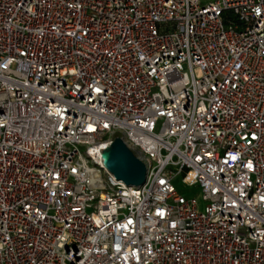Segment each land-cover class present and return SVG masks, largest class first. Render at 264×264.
<instances>
[{
  "label": "built area",
  "instance_id": "1",
  "mask_svg": "<svg viewBox=\"0 0 264 264\" xmlns=\"http://www.w3.org/2000/svg\"><path fill=\"white\" fill-rule=\"evenodd\" d=\"M0 264H264V0H0Z\"/></svg>",
  "mask_w": 264,
  "mask_h": 264
},
{
  "label": "water",
  "instance_id": "2",
  "mask_svg": "<svg viewBox=\"0 0 264 264\" xmlns=\"http://www.w3.org/2000/svg\"><path fill=\"white\" fill-rule=\"evenodd\" d=\"M103 160L108 171L117 180L128 186L141 187L146 182L145 164L127 147L121 138L103 152Z\"/></svg>",
  "mask_w": 264,
  "mask_h": 264
},
{
  "label": "rangeland",
  "instance_id": "3",
  "mask_svg": "<svg viewBox=\"0 0 264 264\" xmlns=\"http://www.w3.org/2000/svg\"><path fill=\"white\" fill-rule=\"evenodd\" d=\"M178 191L186 197L199 198L202 200L201 190L198 187H186L181 182H176Z\"/></svg>",
  "mask_w": 264,
  "mask_h": 264
}]
</instances>
